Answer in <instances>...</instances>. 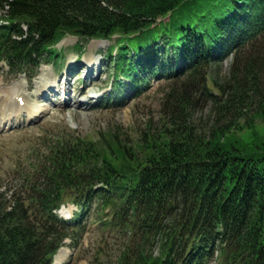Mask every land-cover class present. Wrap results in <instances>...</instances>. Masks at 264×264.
I'll list each match as a JSON object with an SVG mask.
<instances>
[{
    "label": "trees",
    "instance_id": "1",
    "mask_svg": "<svg viewBox=\"0 0 264 264\" xmlns=\"http://www.w3.org/2000/svg\"><path fill=\"white\" fill-rule=\"evenodd\" d=\"M67 35L80 50L119 36L115 104L168 83L160 126L129 143L43 138L23 178L0 184V264H52L94 205L124 239L118 264H264V0H0L12 73ZM67 203L70 222L55 213Z\"/></svg>",
    "mask_w": 264,
    "mask_h": 264
},
{
    "label": "rangeland",
    "instance_id": "2",
    "mask_svg": "<svg viewBox=\"0 0 264 264\" xmlns=\"http://www.w3.org/2000/svg\"><path fill=\"white\" fill-rule=\"evenodd\" d=\"M78 42L77 37H65L57 47V56L41 60L43 64L33 80L24 74H11L7 66L0 63V95H4V89L22 83L26 96L50 107L35 120L28 118L24 109L26 103L20 106L15 102L22 108L19 112L17 107L6 109L12 114L9 118L3 117L5 110L0 108V184L3 189L12 187L23 178L15 170L19 167L27 172L34 160L31 156L34 148L44 153L45 146H40L43 137L50 139L64 131L83 138L100 139L117 131V135L129 143L160 126L162 101L168 83L151 78L149 87L140 95L125 93L117 106L102 102L112 91V69L107 51L113 42L83 41L81 52L76 47ZM90 58L91 64L87 60ZM42 68L49 71L48 76H53L56 83L38 91ZM65 84L69 90L62 98V92L57 90ZM79 100L89 103H80ZM77 210L78 207L69 204L59 215L71 218ZM100 215L94 206L89 208L85 232L78 235L76 241H66L62 250L67 249L69 254L60 264H118L124 239L115 230L103 227Z\"/></svg>",
    "mask_w": 264,
    "mask_h": 264
},
{
    "label": "bare ground",
    "instance_id": "3",
    "mask_svg": "<svg viewBox=\"0 0 264 264\" xmlns=\"http://www.w3.org/2000/svg\"><path fill=\"white\" fill-rule=\"evenodd\" d=\"M100 42H102V41H97V43H100ZM87 60H88L89 64H91L90 60H92V58L87 59ZM48 75H49V71H47V69H45V68H42L40 79H39L38 91L45 90L51 84L56 83V81L54 79H52L54 77L48 76ZM62 90H63V94H66V92L69 90L68 85L67 84L63 85ZM23 92H24V90H23V84L22 83L20 84V86L17 85V86H14V88L3 90L2 93L4 95H0V96H2L3 99H5V100H9L8 104L5 101H2V99L0 102L1 110H5V113L3 111V113H4L3 117L4 118H9L12 115L10 111L7 112L6 109H8V108L17 107L16 111H18V112L20 110H22V108H19L18 105H16V103L18 104V102L15 103V100H14L15 95H19V96L23 95L24 103H26V106L24 107V109H25L26 113L28 114V118L30 120L37 119V118L41 117L45 111H48V109L50 108L49 106H45V104L42 105L39 102L32 100L31 98L26 96ZM52 94H54V92H52ZM7 121H9V120H7ZM68 254H69V251L67 249H63V250L61 249L60 252L58 253L57 257L54 259L53 264L62 263L63 260H65L67 258Z\"/></svg>",
    "mask_w": 264,
    "mask_h": 264
}]
</instances>
